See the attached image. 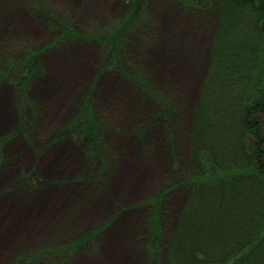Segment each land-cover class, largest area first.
<instances>
[{"label":"rangeland","instance_id":"rangeland-1","mask_svg":"<svg viewBox=\"0 0 264 264\" xmlns=\"http://www.w3.org/2000/svg\"><path fill=\"white\" fill-rule=\"evenodd\" d=\"M65 1L0 0V206L8 201L0 213V264H169V240L191 196L192 114L222 18L220 0ZM227 1L235 15L250 13ZM23 14L28 19L19 23ZM35 25L43 29L38 35L30 32ZM250 27L249 35L233 30L230 41H251ZM173 28L181 33L175 42ZM78 49L83 56L72 59ZM58 50L65 61L57 68L52 57ZM183 51L185 72L173 84L175 62L163 55ZM112 58L123 63L122 72L117 66L102 71ZM18 61L30 64L27 81L18 69L3 70ZM114 79L127 94L107 83ZM90 92L99 118L74 122ZM163 99L168 112H162ZM259 114L264 136V110ZM200 157L202 169L212 171L208 153ZM72 158L77 165L68 164ZM129 165L138 178L137 171L155 167L147 190L135 197ZM238 170H214L217 175L205 181L244 169ZM93 211L98 214L82 219ZM48 216L53 230L22 247L11 243Z\"/></svg>","mask_w":264,"mask_h":264},{"label":"trees","instance_id":"trees-1","mask_svg":"<svg viewBox=\"0 0 264 264\" xmlns=\"http://www.w3.org/2000/svg\"><path fill=\"white\" fill-rule=\"evenodd\" d=\"M232 3L244 5L250 13L242 15L236 11L235 15L231 2L220 0L222 18L192 114L195 126L189 139L188 165L193 179L188 185L191 196L176 233L169 240V264H226L234 256L237 260L233 264H264V136L259 116L264 110V0ZM249 27L254 32L251 41H230L233 30L249 35ZM26 62L11 63L3 70L18 69L27 81L32 71ZM116 66L123 71V63L112 58L101 69ZM163 102L162 112H168V102ZM100 113L90 92L82 99L73 120L93 122ZM166 118L169 121L171 115ZM85 133L89 134L85 131L83 136ZM88 138L90 143L96 142V138ZM200 152L208 153L211 160H207L214 165L212 171L200 166ZM225 165L228 167L223 169ZM240 168L243 172H234L226 180L213 184L205 181L217 175L214 170ZM28 177H22V182L27 183Z\"/></svg>","mask_w":264,"mask_h":264},{"label":"bare ground","instance_id":"bare-ground-1","mask_svg":"<svg viewBox=\"0 0 264 264\" xmlns=\"http://www.w3.org/2000/svg\"><path fill=\"white\" fill-rule=\"evenodd\" d=\"M69 1L70 0H68V2H66V3H69ZM27 16H26V14H23V15H21V17L19 18V23H25L26 21H27ZM177 19V18H176ZM176 19H175V17H172V18H170V23H172V24H174V25H176ZM176 28H173L172 29V33H173V38H174V42H175V38L176 37H178L179 35H181V33H177L176 32V30H175ZM43 31V29H42V26H38V25H35L34 27H32V29L30 30V32L32 33V34H34V35H38V33H40V32H42ZM177 33V34H176ZM185 34H186V32L185 33H183V35L182 36H185ZM185 38V37H184ZM54 55H53V57H52V59L53 60H55V65L57 66V68H58V66L62 63V62H64L65 61V59H63V52L61 51V50H58V51H55L54 53H53ZM80 55V57H82L83 56V53H82V51H79V49L78 50H75V51H73L71 54H70V57L72 58V59H75L76 57H78ZM66 57H67V54L65 55ZM163 57H164V59L165 60H168L170 57H172V61L173 62H175V67H174V71H173V78L171 79V82L173 83V84H176L177 82H178V78H179V76L183 73V72H185V71H183V66H184V64L188 61V53H187V51H183L182 52V54H180L179 53V55H176V56H174V55H171V56H167V55H163ZM177 63V64H176ZM186 66H187V64H186ZM56 68V70H58ZM187 69H189V66L187 67ZM83 72L86 74L87 72H86V68H84L83 69ZM56 75H57V73H56ZM172 80H174V81H172ZM107 83H111L110 84V86L112 85V84H117V85H119V89L120 90H122V95H125V94H127V90L125 89V87L123 86V84L122 83H119V81H117V80H113V81H110V82H107ZM139 103H138V108H139ZM159 107V106H158ZM17 149H19V150H25V148L22 146V145H20ZM133 148L131 147V150H132ZM133 151V150H132ZM26 152V151H25ZM63 153H66V157H68V158H71L72 157V155L73 154H71L70 152H68V151H63ZM132 153V152H131ZM59 155H60V153H59ZM48 160V159H47ZM68 164H71V165H73V166H75V165H77V161H76V159L75 158H72L71 159V162H69ZM153 165H149L148 167H146L147 169H145V170H140V171H137V173H140V178H138V176H134V175H132V171L134 170L135 171V169H134V167L132 166V165H129V168H128V170H129V172H128V174H129V176L132 178V176H133V180H132V182L134 183L133 185H134V188H133V190H132V192L131 193H129L130 195H132V196H138V195H140V194H142L145 190H147V185H146V182H150V180H151V177H152V175H153V171H154V168L155 167H152ZM2 172H3V174H4V177L5 178H8L9 176H11V170H6V169H2ZM149 172H151V173H149ZM149 173V174H148ZM148 175V176H147ZM138 185H137V184ZM2 184V182L0 181V185ZM74 190H72L71 192H70V194H68L67 192L65 193L66 194V197L69 199V197L70 196H68V195H71L72 194V192H73ZM81 194H82V192H80ZM78 194V196H80L81 194ZM64 194V195H65ZM59 197V199H61L62 197H65L64 195H63V193H61V194H57ZM77 196V197H78ZM127 196L128 195H125V197L127 198ZM15 199V202L17 201V199H18V197L17 196H15L14 197ZM58 199V200H59ZM67 200V199H66ZM8 201L6 200V203L4 204V205H2L1 204V206H0V213L1 212H3V208H4V206H8V203H7ZM15 202H13V204H15ZM51 206H53V205H50V207ZM47 213H49V212H47ZM98 214V212L97 211H93V212H91V213H88V214H84V216H82V219H84V220H86V221H89L88 220V218H91V217H93V216H95V215H97ZM51 221V218L48 216L47 217V219H46V222L44 223H42V226L41 225H39V226H37V224H40V223H38L39 221H34L35 222V226L36 227H38L37 229H34L35 228V226H34V228H33V230L32 229H30L29 231H28V233L23 237V238H19V236L18 237H16L15 239H13L12 241H11V243L13 244V245H16V246H20V247H22V246H24V245H26L30 240L29 239H31V238H33L36 234H40V233H43V231L44 230H46V231H51V230H53V228H54V226H55V224H53V223H51L50 222ZM86 221H84V222H86ZM131 222H132V219H130V221H129V227L131 226ZM49 223H51V224H49ZM49 224V225H48ZM128 227V228H129ZM34 230H36L35 231V233H34ZM114 236L115 235H113V234H111L110 235V237L112 238V240H113V238H114ZM9 246H11V245H9ZM92 253V252H91ZM94 254H90L89 256H93ZM92 260H94V259H92ZM104 260V259H103ZM101 261V260H100ZM99 262V261H98ZM102 262V261H101Z\"/></svg>","mask_w":264,"mask_h":264},{"label":"water","instance_id":"water-1","mask_svg":"<svg viewBox=\"0 0 264 264\" xmlns=\"http://www.w3.org/2000/svg\"><path fill=\"white\" fill-rule=\"evenodd\" d=\"M208 264H219V263H208Z\"/></svg>","mask_w":264,"mask_h":264}]
</instances>
